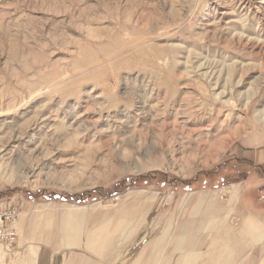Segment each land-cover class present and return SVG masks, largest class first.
<instances>
[{"label":"rangeland","instance_id":"374dc122","mask_svg":"<svg viewBox=\"0 0 264 264\" xmlns=\"http://www.w3.org/2000/svg\"><path fill=\"white\" fill-rule=\"evenodd\" d=\"M204 184L230 220L264 211V0H0V200L19 238L95 246L132 212L178 218Z\"/></svg>","mask_w":264,"mask_h":264},{"label":"crops","instance_id":"0c3cea01","mask_svg":"<svg viewBox=\"0 0 264 264\" xmlns=\"http://www.w3.org/2000/svg\"><path fill=\"white\" fill-rule=\"evenodd\" d=\"M202 187L178 211V218L132 212L95 246L83 234L62 227L56 240L39 238L22 223L15 250L24 241L37 245L18 254L20 264H264V211L242 201L233 222L225 217L226 206L206 190L209 186ZM184 190L193 192L188 185ZM230 196L235 199L233 193ZM119 229L126 235L120 237L124 241L120 247L111 244L119 239L115 237ZM4 257L3 264H14Z\"/></svg>","mask_w":264,"mask_h":264},{"label":"built area","instance_id":"2783aa9c","mask_svg":"<svg viewBox=\"0 0 264 264\" xmlns=\"http://www.w3.org/2000/svg\"><path fill=\"white\" fill-rule=\"evenodd\" d=\"M19 211L11 201L0 200V247L12 250L17 242Z\"/></svg>","mask_w":264,"mask_h":264},{"label":"bare ground","instance_id":"6f19581e","mask_svg":"<svg viewBox=\"0 0 264 264\" xmlns=\"http://www.w3.org/2000/svg\"><path fill=\"white\" fill-rule=\"evenodd\" d=\"M16 229H17V228H16ZM17 235H18V231H17ZM0 250L3 251V252H10V251H12V250L6 251V250H4L2 247H0Z\"/></svg>","mask_w":264,"mask_h":264}]
</instances>
